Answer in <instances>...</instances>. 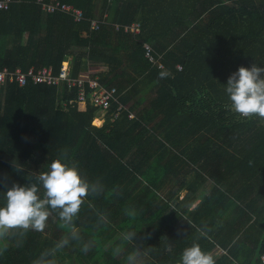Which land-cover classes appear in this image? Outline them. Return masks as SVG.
Segmentation results:
<instances>
[{
	"label": "trees",
	"instance_id": "obj_1",
	"mask_svg": "<svg viewBox=\"0 0 264 264\" xmlns=\"http://www.w3.org/2000/svg\"><path fill=\"white\" fill-rule=\"evenodd\" d=\"M44 1L72 5L85 20L15 0L0 10V68L60 74L70 65L72 77L86 80L87 100L84 87L66 82L2 88L0 205L8 188L58 158L105 191L90 195L68 228L53 212L44 232L10 237L0 264H125L135 250L119 239L127 231L137 233L142 264H180L193 243L216 264H263L264 120L232 111L226 83L240 66L264 67V0H102L100 17L98 0ZM136 23L139 34L125 32ZM145 44L160 63L146 57ZM91 78L118 96L102 127ZM61 239L69 242L53 254Z\"/></svg>",
	"mask_w": 264,
	"mask_h": 264
},
{
	"label": "clouds",
	"instance_id": "obj_2",
	"mask_svg": "<svg viewBox=\"0 0 264 264\" xmlns=\"http://www.w3.org/2000/svg\"><path fill=\"white\" fill-rule=\"evenodd\" d=\"M168 75L161 73V78ZM226 93L230 100L231 110L243 118L258 117L264 120V67L253 63L251 67L240 66L233 72L226 83ZM66 155V153H65ZM16 169L21 167L17 164ZM23 186L13 184L4 192L5 202L0 205V255L8 248L7 240L19 235L21 238L29 231L44 232L47 222L53 212H58V219L62 228H68L76 217L86 199L90 195H99L105 191L99 181H90L75 165H69L62 159L53 160L48 170L33 173V179ZM134 215V212H129ZM107 222V217L103 218ZM201 237L206 238V229L198 228ZM71 239H79V234L73 228L70 231ZM122 242H135V250L125 257V264H142L143 250L136 243L137 233L127 231L120 234ZM68 239H61L54 246V251L63 249ZM19 244L20 240L17 239ZM92 241L82 246V251L91 250ZM49 251L41 257L49 255ZM121 249H114L119 255ZM41 264V260L33 261ZM48 264H54L49 261ZM180 264H216L215 258L202 249L199 243L186 247L181 255Z\"/></svg>",
	"mask_w": 264,
	"mask_h": 264
},
{
	"label": "built area",
	"instance_id": "obj_3",
	"mask_svg": "<svg viewBox=\"0 0 264 264\" xmlns=\"http://www.w3.org/2000/svg\"><path fill=\"white\" fill-rule=\"evenodd\" d=\"M22 1V0H20ZM15 0H0V10H9ZM37 3L41 5L42 10L44 13L52 15L58 12L65 13L70 15L74 20L78 23H81L85 20V15L82 10L77 9L72 5L62 4L60 2L56 4L47 3L44 0H37ZM107 16H105V24H106ZM103 22L95 21L93 22V30H99ZM119 29V27H117ZM126 33H133L139 34L141 32L140 24L136 23L130 27H126ZM146 49V57L150 59L152 63L158 64V61L155 57V50L150 44L144 45ZM163 67V65H161ZM179 70L182 68L179 66ZM30 80H33L34 83H42L47 85L58 84L61 85L62 83L66 82L70 87L76 86L77 84L81 87H84L80 99L82 101L87 100L86 88H85V79L84 78H74L71 75L70 65L65 67L60 74H54L53 69L51 67L43 66L41 68L32 67L29 71L25 72L21 68H18L16 71H11L8 67L0 68V92L2 88L8 84L9 82L18 81L21 86L27 85ZM91 84V88L94 89L92 94V102L95 107L102 109V112L108 113V110L111 105V100H118V96L116 95V88L113 87L108 89L104 87L97 79L91 78L89 80ZM124 109L121 105L119 106V111ZM115 117H118L116 114ZM133 118L134 115L131 114L129 116ZM262 263L264 264V254L261 257Z\"/></svg>",
	"mask_w": 264,
	"mask_h": 264
},
{
	"label": "rangeland",
	"instance_id": "obj_4",
	"mask_svg": "<svg viewBox=\"0 0 264 264\" xmlns=\"http://www.w3.org/2000/svg\"><path fill=\"white\" fill-rule=\"evenodd\" d=\"M98 2V5L100 6V9H99V17L101 16V4H102V0H98L97 1ZM105 116H106V113H104V112H102V113H100V115H99V117H97L96 119H95V122H94V124L96 125V126H99V127H102V126H104V124H105V121H106V119H105ZM98 122H100V123H98ZM200 182V181H199ZM209 186H210V181H208L206 184H204V185H200L199 186V188H201V191H200V196L202 195L203 196V193H205V191L206 190H208V188H209ZM170 185L169 186H167L165 189H166V191L165 192H168L169 190H170ZM164 195H165V193H164ZM187 195V191L184 189V190H182L181 192H180V200L181 199H184V197ZM201 196V197H202ZM200 198V197H199ZM200 202V200L198 199L197 201H196V203H195V205L196 204H198ZM194 205V206H195ZM194 206L192 207V208H194ZM47 229V228H46Z\"/></svg>",
	"mask_w": 264,
	"mask_h": 264
},
{
	"label": "crops",
	"instance_id": "obj_5",
	"mask_svg": "<svg viewBox=\"0 0 264 264\" xmlns=\"http://www.w3.org/2000/svg\"><path fill=\"white\" fill-rule=\"evenodd\" d=\"M196 205H198V204H196ZM196 205L194 207H196Z\"/></svg>",
	"mask_w": 264,
	"mask_h": 264
}]
</instances>
